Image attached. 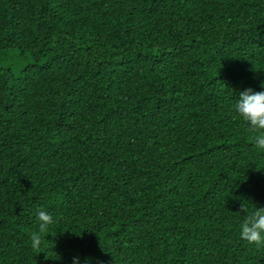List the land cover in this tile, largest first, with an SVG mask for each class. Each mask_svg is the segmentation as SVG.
Returning a JSON list of instances; mask_svg holds the SVG:
<instances>
[{"label": "trees", "instance_id": "trees-1", "mask_svg": "<svg viewBox=\"0 0 264 264\" xmlns=\"http://www.w3.org/2000/svg\"><path fill=\"white\" fill-rule=\"evenodd\" d=\"M261 85L264 0H0V264H264Z\"/></svg>", "mask_w": 264, "mask_h": 264}, {"label": "clouds", "instance_id": "clouds-1", "mask_svg": "<svg viewBox=\"0 0 264 264\" xmlns=\"http://www.w3.org/2000/svg\"><path fill=\"white\" fill-rule=\"evenodd\" d=\"M264 89V86L261 85ZM234 93V92H233ZM235 94L232 105L237 118L246 124L257 151L264 153V90L255 92L251 88ZM250 208L242 209L243 219L239 223V238L257 249H264V208H258L250 203ZM38 230L30 236V247L39 251L45 242V233L50 232L56 223L54 217L45 210L37 212ZM71 264H92L90 258L79 255L72 258Z\"/></svg>", "mask_w": 264, "mask_h": 264}]
</instances>
